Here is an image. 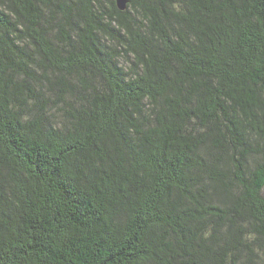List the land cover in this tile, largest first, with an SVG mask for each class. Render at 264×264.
<instances>
[{
	"label": "trees",
	"instance_id": "16d2710c",
	"mask_svg": "<svg viewBox=\"0 0 264 264\" xmlns=\"http://www.w3.org/2000/svg\"><path fill=\"white\" fill-rule=\"evenodd\" d=\"M0 0V264H264V0Z\"/></svg>",
	"mask_w": 264,
	"mask_h": 264
},
{
	"label": "water",
	"instance_id": "95a60500",
	"mask_svg": "<svg viewBox=\"0 0 264 264\" xmlns=\"http://www.w3.org/2000/svg\"><path fill=\"white\" fill-rule=\"evenodd\" d=\"M117 8L121 11L125 10L127 7V0H114Z\"/></svg>",
	"mask_w": 264,
	"mask_h": 264
}]
</instances>
